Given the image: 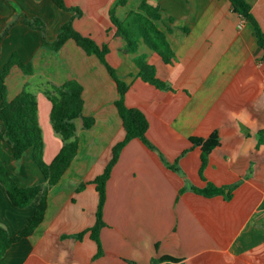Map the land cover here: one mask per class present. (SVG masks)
<instances>
[{
  "label": "crops",
  "instance_id": "crops-1",
  "mask_svg": "<svg viewBox=\"0 0 264 264\" xmlns=\"http://www.w3.org/2000/svg\"><path fill=\"white\" fill-rule=\"evenodd\" d=\"M245 1L264 35V0ZM140 2L63 0L66 7L81 11L76 16L52 0H0V34L11 24L0 41V72L13 52L32 66L31 75L11 68L5 78L6 98H14L32 79H42L43 91L37 90L35 97L44 162L49 164L62 146L50 125L47 88L77 81L82 87V116L93 119L88 129H83L80 118L74 121L77 151L48 189L41 222L7 249L0 264H151L164 255L180 259V264H264V146L256 147V133L264 128V52L251 25L231 11L229 0H147L159 8L156 25L166 32L175 60L164 64L143 43L129 54L109 11L114 9L115 17L123 20ZM23 15L44 23L47 41H53L60 26L73 18L76 31L105 44L107 62L129 86L125 105L140 109L148 121L146 138L155 149L139 139L129 141L106 182V225L99 232L103 254L95 259L97 248L89 233L81 240L61 235L80 232L95 222L98 197L90 182L124 135L114 106L117 88L99 60L72 41L57 52L43 48L40 32L26 26ZM135 55H143L156 77L173 91L158 90L138 78ZM214 130L220 143L208 155L203 181L198 174L200 149L190 138H206ZM160 157L168 164L176 161L180 173ZM0 158L18 186L46 184L30 151L13 160L1 126ZM81 182L88 183L76 192ZM206 182L238 185L229 201L190 190ZM182 187L186 190L178 194ZM38 202L39 196L27 207L16 208L0 184V226L9 236L16 235Z\"/></svg>",
  "mask_w": 264,
  "mask_h": 264
},
{
  "label": "trees",
  "instance_id": "trees-1",
  "mask_svg": "<svg viewBox=\"0 0 264 264\" xmlns=\"http://www.w3.org/2000/svg\"><path fill=\"white\" fill-rule=\"evenodd\" d=\"M53 3L63 11L73 12L80 16L81 11L76 8H68L63 0H52ZM231 11L236 13L242 20L249 23L257 45L264 52V35L250 12V5L245 0H229ZM119 2V4H121ZM23 17V22L31 29L37 30L41 34V46L53 52L59 51L67 41H72L77 47L82 49L87 55H94L104 66L108 75L115 82L118 98L114 102L117 114L122 122L124 135L111 147V155L104 166L102 172L97 175L90 183L95 187L97 193V205L95 211L94 224L80 232L74 234H63L61 238H73L81 240L85 233H89L90 239L96 244V253L94 259L103 254L99 232L106 224L103 221V206L106 199V182L109 179L111 170L118 160L123 147L132 139H139L147 148L154 150V146L146 138L148 121L145 114L136 107H127L124 103V96L128 90V84L120 79L115 69L107 62L106 54L108 47L105 44L98 45L93 39L83 36L76 31L70 18L64 22L53 41L45 39V25L38 18L28 19ZM111 24L116 29V34L124 41V50L129 54L136 53L138 45L143 43L149 50L157 54L164 64L172 65L175 57L171 46L167 40L166 32L162 31L156 25L159 20L158 6L151 5L147 0H141L136 11H130L123 20H119L114 15V9L109 11ZM11 24L7 25L0 34V41L6 36ZM132 62L137 68V77L143 82L155 87L158 90L173 91L171 86L156 77L155 69L147 63L143 55H135ZM16 66L26 75L32 74L30 63H22L16 53H12L8 61L3 65L0 72V126L4 138L12 148V158L19 161L27 151L31 152V158L43 176L46 184L33 185L29 187H20L10 175L6 166L0 158V184L3 186L7 198L12 206L16 208H25L39 196L38 205L33 216L26 225L14 236H9L7 231L0 226V258H2L7 249L14 243L24 237L29 236L39 225L43 218L46 207L47 191L54 186L62 177L65 170L70 165L77 151V137L75 133L76 119H81L83 129H88L93 124L91 117L82 116V87L71 79L59 86L51 85L44 92L45 97L51 104L49 121L52 131L60 138L62 146L52 161L47 164L43 160V138L41 128L38 122V104L34 94L23 88L14 98L7 100L5 78L12 67ZM192 145L200 149L199 177L204 181L203 170L207 165V158L210 152L219 146L220 137L217 130L212 131L206 138L191 137ZM264 146V128L256 133V147ZM184 154V153H183ZM161 161L169 169L180 173V169L175 161L168 164ZM88 182H81L75 191H81ZM238 183L230 185L217 186L211 182H206L203 187L191 186L190 190L205 198L221 196L225 201L232 197V191ZM185 187L179 189L178 194L183 193ZM127 264H135L126 261ZM151 264H180V259L168 255L159 258H153Z\"/></svg>",
  "mask_w": 264,
  "mask_h": 264
},
{
  "label": "rangeland",
  "instance_id": "rangeland-1",
  "mask_svg": "<svg viewBox=\"0 0 264 264\" xmlns=\"http://www.w3.org/2000/svg\"><path fill=\"white\" fill-rule=\"evenodd\" d=\"M42 81V79H39L38 77H36V78H34V79H32L31 80V83L29 84V86L26 88V91H28V92H30V93H32V94H34V95H37L38 94V91L37 90H41V91H43V83L41 82ZM42 83V84H41ZM42 86H41V85ZM50 88V87H49ZM37 97H38V95H37ZM40 128H41V126H40ZM41 133H43V131L41 130ZM240 232H241V234H243V229L242 230H239ZM246 231V230H245ZM245 235V234H244ZM224 238H225V240L228 238V236L227 235H225L224 234Z\"/></svg>",
  "mask_w": 264,
  "mask_h": 264
}]
</instances>
